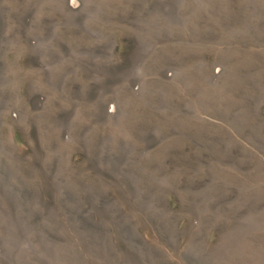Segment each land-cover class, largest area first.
<instances>
[{
	"label": "rangeland",
	"instance_id": "obj_1",
	"mask_svg": "<svg viewBox=\"0 0 264 264\" xmlns=\"http://www.w3.org/2000/svg\"><path fill=\"white\" fill-rule=\"evenodd\" d=\"M0 264H264V0H0Z\"/></svg>",
	"mask_w": 264,
	"mask_h": 264
}]
</instances>
